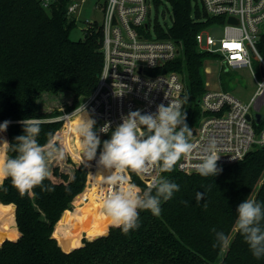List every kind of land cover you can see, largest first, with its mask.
Wrapping results in <instances>:
<instances>
[{
    "label": "trees",
    "instance_id": "trees-1",
    "mask_svg": "<svg viewBox=\"0 0 264 264\" xmlns=\"http://www.w3.org/2000/svg\"><path fill=\"white\" fill-rule=\"evenodd\" d=\"M43 1L0 0V124L10 121L6 130L9 143L24 134L21 121L40 118L38 142L57 144L62 123L52 119L60 114L42 111L40 99L67 92L72 96L69 109L76 110L93 92L102 69L101 27L86 26L83 38L73 41L70 32L75 19L67 11L71 0H50L47 7ZM160 3L170 6L171 24L156 21V36L179 44L182 54L155 72L174 71L185 80L186 123L192 131L201 117L197 100L206 90L203 64L210 59L197 50L194 36L215 19L207 17L195 0H155L154 6ZM257 48L264 57V33ZM68 125L71 131L72 124ZM70 134L80 152L79 134ZM5 148L0 145V155H5ZM6 155H16L9 145ZM81 157L88 160L83 152ZM221 169L214 177L186 174L177 171L176 165L171 172H161V177L180 189L168 201L162 200L161 215L141 211L139 228L128 234L110 221L99 237L87 240L81 233L78 241L68 240L59 225L65 214H72L68 210L85 188L84 164H73L72 175L58 167L50 170L44 185L53 191L36 187L32 195H21L7 179L0 185V264H264V257L256 259L243 236L234 231L241 202L254 199L264 205V148ZM104 177L105 169L95 168L88 181ZM132 183L147 188L134 175ZM83 206L96 224L103 214L100 205L89 198ZM213 229L229 237L227 248L214 247Z\"/></svg>",
    "mask_w": 264,
    "mask_h": 264
},
{
    "label": "built area",
    "instance_id": "built-area-1",
    "mask_svg": "<svg viewBox=\"0 0 264 264\" xmlns=\"http://www.w3.org/2000/svg\"><path fill=\"white\" fill-rule=\"evenodd\" d=\"M75 1L71 0L67 10L72 16L78 13L83 2L81 0L78 4ZM154 1L103 0L102 24L99 26L103 32L101 73L93 92L79 108L52 119L62 123L58 136L60 146L73 141L67 125L79 110H84L96 121L101 139H109L110 131L122 123V116L131 111L152 113L157 105L167 106L171 100L181 101L185 111L187 97L182 76L174 71L155 72L178 59L182 47L171 39L156 36L154 25L157 20L151 23L149 18L150 5ZM49 2L44 0V6L47 7ZM195 3L207 17L215 19V23L194 36L197 50L219 60L225 70L252 71L254 59L261 73L264 57L257 44L264 33V0H195ZM86 26L97 27L93 22H87ZM211 26L222 28L220 38L205 34ZM232 44L239 45V48L228 47ZM197 105L201 117L189 138L193 151L181 157L176 164L177 171L197 173L195 166L210 145H214L216 154L220 156L219 168L241 161L250 152L264 148V121L257 125L252 119L253 114L260 113L264 107V76L257 82V90L247 103L227 91L205 90ZM106 123L110 124L109 133L99 132ZM98 161L99 153L91 161L82 157L79 160L78 163L87 169V179L92 169L102 168ZM111 175L113 180L118 178L117 174ZM132 175L148 187L154 179L161 177V171L159 167H153L148 173L137 175L129 170L119 177L132 183ZM87 185L88 180L86 188Z\"/></svg>",
    "mask_w": 264,
    "mask_h": 264
},
{
    "label": "clouds",
    "instance_id": "clouds-1",
    "mask_svg": "<svg viewBox=\"0 0 264 264\" xmlns=\"http://www.w3.org/2000/svg\"><path fill=\"white\" fill-rule=\"evenodd\" d=\"M121 119L122 123L114 130L110 131L108 123L99 129L106 134L110 131V138L103 142L95 127L96 121L90 117L80 121L76 132L81 137V149L89 161L96 158L102 143L98 163L103 169L118 175L117 179L109 181L111 186L101 196L102 213L113 227L128 234L139 228L141 211L161 215L162 200L168 201L180 189L178 184L160 177L142 190L119 174L130 170L141 175L153 167H159L162 173L171 172L181 157L193 151V144L189 141L191 129L179 100H171L167 106L159 104L152 113L131 111ZM9 123L4 121L0 124V132L6 131ZM21 123L24 134L15 137V143L0 140V145H9L10 150L16 153L14 157L0 155V185L10 179L21 195H32L36 187L53 191L44 185L51 175L49 161L62 160L64 149L51 140L44 145L38 142L43 123L40 118H28ZM219 159L214 145H210L196 164V172L202 177L220 174ZM198 199H202V195ZM236 213L235 230L243 236L256 259L264 257V205L254 199H246L238 205ZM215 240L214 247L227 248L230 244L229 237L223 232H215Z\"/></svg>",
    "mask_w": 264,
    "mask_h": 264
},
{
    "label": "rangeland",
    "instance_id": "rangeland-1",
    "mask_svg": "<svg viewBox=\"0 0 264 264\" xmlns=\"http://www.w3.org/2000/svg\"><path fill=\"white\" fill-rule=\"evenodd\" d=\"M80 2L81 0L75 1V3L78 4ZM102 9L103 0H83L82 4L79 6L78 13L73 15L75 27L70 32V39L73 41L81 40L83 38L82 30L87 22H93L97 26H100L102 24ZM170 16V6L167 3H160L157 8L154 4L150 5L149 18L151 23L156 19L161 25L170 26ZM205 34L211 35L214 38H220L222 36V28L219 26H211L205 30ZM209 58L210 59H207L203 64V69L207 70L203 71L205 72L203 75L205 89L209 92L227 91L241 102H249L257 90V82L262 80L261 73L257 68L255 60L252 59V71L249 69L225 70L219 60H216L212 56ZM71 101L72 96L67 92H61L57 95L47 94L40 99V106L42 111H55L57 114H60L58 116L60 117L64 113L72 112L69 109ZM260 113L264 115V107H262ZM59 141L57 140V146L62 147ZM69 142L70 150L67 149V146L62 147L65 152L62 160L52 159L49 161L50 170L58 167L62 171L72 175L73 164H77L81 159L82 149L80 148V152H78L74 142ZM75 155H78V158H76ZM104 178L98 180L92 179L88 182L95 184L96 182H102ZM260 183L261 181L258 185H260ZM99 195V193L95 192L94 188L90 190L86 188L75 198L72 204V214H65L59 225L60 230L63 233H67L68 240L78 241L81 233L84 235V239L91 240L105 232L110 220L106 219L103 214H101L98 222L96 224L93 223L91 212L86 210L87 207L84 208L83 206L86 200L93 198L96 201ZM100 207L102 209L101 205ZM70 246L71 245H69V247Z\"/></svg>",
    "mask_w": 264,
    "mask_h": 264
},
{
    "label": "bare ground",
    "instance_id": "bare-ground-1",
    "mask_svg": "<svg viewBox=\"0 0 264 264\" xmlns=\"http://www.w3.org/2000/svg\"><path fill=\"white\" fill-rule=\"evenodd\" d=\"M89 116L88 114L84 111V110H79L71 119L70 122L68 124H72L71 126V131L70 133H75L76 132V128L78 127L79 123L81 120L83 119H87ZM69 126V125H67ZM70 128V127H69ZM105 178L102 182H96L95 184H92L90 182H88L87 185V190H90L92 188L95 189V192L99 193L100 195L97 196L96 201L102 206V200H101V196L103 194H106L107 189L110 187H108L109 181L113 180V177L111 175V172L105 170Z\"/></svg>",
    "mask_w": 264,
    "mask_h": 264
},
{
    "label": "water",
    "instance_id": "water-1",
    "mask_svg": "<svg viewBox=\"0 0 264 264\" xmlns=\"http://www.w3.org/2000/svg\"><path fill=\"white\" fill-rule=\"evenodd\" d=\"M231 21V20H230ZM261 75L262 76H264V70H261ZM252 119H253V121L255 122V124H260L262 121H264V115H261L260 113H258V112H255L254 114H253V116H252ZM193 134H194V132H193ZM107 234V232L104 234V235H106ZM99 237V236H98ZM97 238V237H96ZM95 239V238H94Z\"/></svg>",
    "mask_w": 264,
    "mask_h": 264
},
{
    "label": "crops",
    "instance_id": "crops-1",
    "mask_svg": "<svg viewBox=\"0 0 264 264\" xmlns=\"http://www.w3.org/2000/svg\"><path fill=\"white\" fill-rule=\"evenodd\" d=\"M1 135H4V136H5V140H7V134H6V131H4V132H0V136H1ZM6 148H7V145H6ZM6 148H5V155H6ZM68 211L70 212V211H73V210L71 209V210H68ZM65 212H66V211H65ZM63 214H64V213H63ZM107 230H108V229H107ZM17 236H18V232H17ZM82 239H83V238H81V240H80V245H81V241H82ZM87 240H88V239H87ZM80 245H79V246H80ZM79 246H77V247H79ZM77 247H75V248H77ZM73 249H74V248H73ZM71 250H72V249H71ZM65 252H67V251H65Z\"/></svg>",
    "mask_w": 264,
    "mask_h": 264
},
{
    "label": "snow or ice",
    "instance_id": "snow-or-ice-1",
    "mask_svg": "<svg viewBox=\"0 0 264 264\" xmlns=\"http://www.w3.org/2000/svg\"><path fill=\"white\" fill-rule=\"evenodd\" d=\"M228 47H231V48H239V45H237V44H232V45H228ZM237 58H239V57H237Z\"/></svg>",
    "mask_w": 264,
    "mask_h": 264
}]
</instances>
